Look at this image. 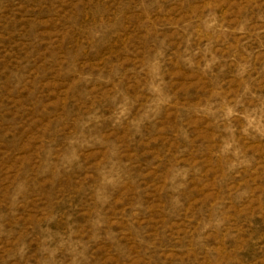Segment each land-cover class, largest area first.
<instances>
[{"label": "rangeland", "instance_id": "rangeland-1", "mask_svg": "<svg viewBox=\"0 0 264 264\" xmlns=\"http://www.w3.org/2000/svg\"><path fill=\"white\" fill-rule=\"evenodd\" d=\"M0 264H264V0H0Z\"/></svg>", "mask_w": 264, "mask_h": 264}]
</instances>
